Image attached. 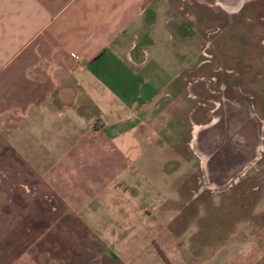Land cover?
Segmentation results:
<instances>
[{
  "label": "crops",
  "instance_id": "0c3cea01",
  "mask_svg": "<svg viewBox=\"0 0 264 264\" xmlns=\"http://www.w3.org/2000/svg\"><path fill=\"white\" fill-rule=\"evenodd\" d=\"M160 2L0 0V189L22 191L29 174L50 199L2 231L19 240L0 264H188L155 229L154 173L136 167L144 110L181 57L178 38L173 69L155 73L173 54Z\"/></svg>",
  "mask_w": 264,
  "mask_h": 264
},
{
  "label": "rangeland",
  "instance_id": "374dc122",
  "mask_svg": "<svg viewBox=\"0 0 264 264\" xmlns=\"http://www.w3.org/2000/svg\"><path fill=\"white\" fill-rule=\"evenodd\" d=\"M157 1L153 21L168 28L173 54L156 74L173 69L178 38L182 45L178 72L144 110L137 142L136 167L155 176V229L187 250L188 264H264V0L236 8L222 4L234 0ZM21 181L22 191L0 189L10 198L0 200V236L26 226L36 204L39 214L50 206L39 180ZM18 240L0 237V261Z\"/></svg>",
  "mask_w": 264,
  "mask_h": 264
},
{
  "label": "bare ground",
  "instance_id": "6f19581e",
  "mask_svg": "<svg viewBox=\"0 0 264 264\" xmlns=\"http://www.w3.org/2000/svg\"><path fill=\"white\" fill-rule=\"evenodd\" d=\"M243 0H234L233 4H225V3H222L225 7H230V8H236L237 6H239L241 3H242Z\"/></svg>",
  "mask_w": 264,
  "mask_h": 264
}]
</instances>
